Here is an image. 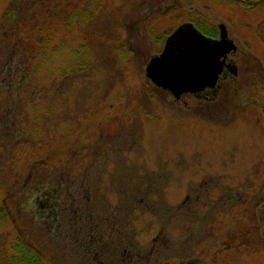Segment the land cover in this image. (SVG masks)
Listing matches in <instances>:
<instances>
[{
    "label": "rangeland",
    "instance_id": "rangeland-1",
    "mask_svg": "<svg viewBox=\"0 0 264 264\" xmlns=\"http://www.w3.org/2000/svg\"><path fill=\"white\" fill-rule=\"evenodd\" d=\"M227 1L0 0V263L264 264V9ZM206 21L239 74L176 99L147 67Z\"/></svg>",
    "mask_w": 264,
    "mask_h": 264
},
{
    "label": "water",
    "instance_id": "water-1",
    "mask_svg": "<svg viewBox=\"0 0 264 264\" xmlns=\"http://www.w3.org/2000/svg\"><path fill=\"white\" fill-rule=\"evenodd\" d=\"M236 50L224 25H221V40L214 41L192 24H184L168 37L161 55L150 61L147 77L176 99L201 93L216 86L225 63L221 58Z\"/></svg>",
    "mask_w": 264,
    "mask_h": 264
},
{
    "label": "trees",
    "instance_id": "trees-1",
    "mask_svg": "<svg viewBox=\"0 0 264 264\" xmlns=\"http://www.w3.org/2000/svg\"><path fill=\"white\" fill-rule=\"evenodd\" d=\"M55 208L56 207H54V210ZM71 215V218H75V216L79 217L77 214L74 215L71 213ZM61 218L62 216L59 211H54L52 219L55 220L56 224L54 226H57V229L62 226ZM78 220L79 219H77L76 222H78ZM57 229L54 233L55 237H60V234L57 233L60 230ZM32 242L25 238L17 239L15 244L11 246V251H13V253L7 254L4 252L3 261L0 264H56V262L58 264H67L65 263L64 257H60V250L55 246H51L50 249L46 248L47 245L50 246L49 243L51 241H48V244L44 242V244L40 245H38V242L35 244L36 246H34V242ZM56 258H58L60 262H58Z\"/></svg>",
    "mask_w": 264,
    "mask_h": 264
},
{
    "label": "flooded vegetation",
    "instance_id": "flooded-vegetation-1",
    "mask_svg": "<svg viewBox=\"0 0 264 264\" xmlns=\"http://www.w3.org/2000/svg\"><path fill=\"white\" fill-rule=\"evenodd\" d=\"M228 2V1H227ZM231 5H238L241 7V9H244V10H247L246 12H251L252 11L254 12V10H259L260 8H258L259 6H263L262 9H264V0H231L230 1ZM176 7V4L174 6V8ZM245 15H250L249 13H244ZM253 14V13H252ZM208 21H206V23H202V24H196V23H193V22H184L182 24H180L179 26H182L184 24H192L198 31H200L204 36H206L207 38H210L214 41H220L221 40V25H224L225 28H226V31H227V36L229 39L230 38V30L228 29V26L227 24L225 23H220L218 25H210L209 23H207ZM244 20L242 22L239 23L240 26H245L243 27L244 29H248L249 27L246 26L247 23L244 24ZM227 23L229 24H233L230 20L227 21ZM233 26V25H232ZM210 28V30L208 29ZM213 30V31H212ZM232 40V39H231ZM234 41V40H232ZM236 45V43H235ZM237 47V45H236ZM237 52L236 51H233V52H230L226 55V57H222L221 58V61L225 60V63H224V67H223V71L222 73L220 74L219 76V79L216 83V86L214 88H207L205 89L204 91H209V92H212V91H216L218 89L221 88V85L220 83L224 80V79H227L228 77H236L238 76L239 74V68L237 66V64L235 63V61L233 60V55Z\"/></svg>",
    "mask_w": 264,
    "mask_h": 264
}]
</instances>
